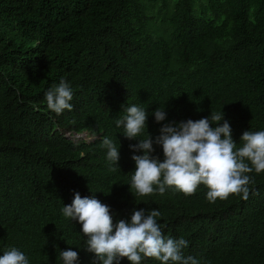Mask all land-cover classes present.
<instances>
[{
    "label": "trees",
    "instance_id": "obj_1",
    "mask_svg": "<svg viewBox=\"0 0 264 264\" xmlns=\"http://www.w3.org/2000/svg\"><path fill=\"white\" fill-rule=\"evenodd\" d=\"M61 79L73 110L57 115L45 93ZM122 105L147 110L140 139L211 112L224 113L237 148L244 131H264V0H0V255L16 247L29 264H62L71 248L76 264H93L82 226L61 211L79 192L108 205L114 223L158 209L163 234L187 240L184 256L199 264H264V172L248 174L247 200L210 203L204 185L133 196L131 156L142 152L116 127ZM104 136L119 148L115 171Z\"/></svg>",
    "mask_w": 264,
    "mask_h": 264
},
{
    "label": "clouds",
    "instance_id": "obj_2",
    "mask_svg": "<svg viewBox=\"0 0 264 264\" xmlns=\"http://www.w3.org/2000/svg\"><path fill=\"white\" fill-rule=\"evenodd\" d=\"M45 100L47 108L57 115L73 110V92L63 79L46 91ZM122 109L123 115L115 120L116 127L122 129L128 140H138L129 145L133 153L142 152L131 156L135 171L128 185L133 196L154 192L163 195L168 188L191 196L204 185L210 203L233 194L247 200L249 185L253 183L248 174L264 172V131H244L240 137L242 146L237 148L223 112H211L210 116L195 121L165 123L153 140L150 133L145 139L139 138L147 127V110L138 105H122ZM152 115L156 123L166 119V111L159 107ZM153 144L162 148L163 161L153 155ZM100 147L106 150L110 170L115 171L119 167V148L107 136L102 137ZM61 211L65 218L82 226L81 233L86 237L83 248L94 254L93 264H120L123 258L130 264H141L144 258H154L160 264H199L196 258L184 256L187 240L163 234L157 221L161 216L158 209L147 213L144 209L136 210L130 220L114 223L108 205L94 196L81 197L76 192L72 203L64 205ZM58 259L62 264H76L78 252L71 248L59 251ZM0 264H29V260L22 251L12 247L0 255Z\"/></svg>",
    "mask_w": 264,
    "mask_h": 264
},
{
    "label": "rangeland",
    "instance_id": "obj_3",
    "mask_svg": "<svg viewBox=\"0 0 264 264\" xmlns=\"http://www.w3.org/2000/svg\"><path fill=\"white\" fill-rule=\"evenodd\" d=\"M66 135L75 141H80V140L92 141L97 137H99L98 135H92L88 132L78 133V134L73 132H68Z\"/></svg>",
    "mask_w": 264,
    "mask_h": 264
}]
</instances>
